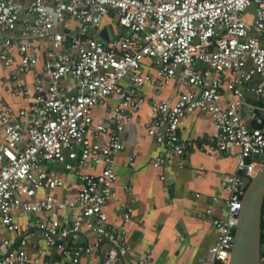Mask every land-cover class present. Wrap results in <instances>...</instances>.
Returning <instances> with one entry per match:
<instances>
[{
    "label": "built area",
    "instance_id": "obj_1",
    "mask_svg": "<svg viewBox=\"0 0 264 264\" xmlns=\"http://www.w3.org/2000/svg\"><path fill=\"white\" fill-rule=\"evenodd\" d=\"M110 15L120 30L115 38L107 31L106 43ZM253 90L255 105L247 101ZM263 96L264 0H0V230L9 235L0 241V264H42L53 250L69 264L98 254L95 264H124L134 205L119 203L118 223L106 207L135 114L149 102L147 134L161 149L154 167L186 157L192 142L181 124L205 112L217 134L198 148H237L239 171L253 177L264 164ZM111 99L118 104L108 107ZM98 105L108 111L96 120ZM246 106L252 110L243 115ZM158 176L166 179L164 171ZM243 178L222 182L224 216L214 212L218 195L199 215H210L217 233L204 261L230 262ZM80 234L91 238L67 244Z\"/></svg>",
    "mask_w": 264,
    "mask_h": 264
},
{
    "label": "crops",
    "instance_id": "obj_2",
    "mask_svg": "<svg viewBox=\"0 0 264 264\" xmlns=\"http://www.w3.org/2000/svg\"><path fill=\"white\" fill-rule=\"evenodd\" d=\"M103 27L113 38L120 30L114 15L104 20ZM146 90L151 88L148 86ZM166 95L167 92H164L163 96ZM9 99L17 104L23 102L12 97ZM117 104V100L111 99L108 107ZM107 111L106 106L98 105L94 111L95 119L104 118ZM150 118L151 108L147 102L122 134L125 149L117 158V192L106 207L109 220L118 223L121 221L119 203L132 201L134 205L126 238L130 250L124 256V264H141L140 260L144 257H147L148 264H212L204 259L216 243L217 233L211 216L199 215L206 211L212 197L218 195L214 212L224 216L223 205L229 192L222 182L229 176L242 173L235 154L238 149L215 153L201 151L198 143L215 136L217 127L209 113L198 112L186 117L180 127L181 134L192 142L186 157L175 159L171 166L161 170L152 164L161 149L156 140L147 134L145 125ZM133 153H137V157L135 165L131 166L129 158ZM163 171L165 180L158 176ZM67 177L75 182L72 175ZM7 236L5 230H0V241ZM90 238L88 234L75 235L67 244L84 243ZM100 259L101 254L86 255L83 262L95 264ZM69 260V256L53 250L42 264H69Z\"/></svg>",
    "mask_w": 264,
    "mask_h": 264
},
{
    "label": "water",
    "instance_id": "obj_3",
    "mask_svg": "<svg viewBox=\"0 0 264 264\" xmlns=\"http://www.w3.org/2000/svg\"><path fill=\"white\" fill-rule=\"evenodd\" d=\"M257 4H253L250 11H255ZM102 37L108 43L109 34L106 29L102 30ZM257 87V85H255ZM258 96L255 90L248 92L247 101L255 105ZM264 100V96L262 97ZM252 107L246 106V111H251ZM264 160V152L259 154ZM246 169L242 171L244 175V195L242 198V208L239 214V221L236 227V236L232 255L229 264H261V257L264 254V240L262 237L264 221V164L258 173L249 177Z\"/></svg>",
    "mask_w": 264,
    "mask_h": 264
},
{
    "label": "trees",
    "instance_id": "obj_4",
    "mask_svg": "<svg viewBox=\"0 0 264 264\" xmlns=\"http://www.w3.org/2000/svg\"><path fill=\"white\" fill-rule=\"evenodd\" d=\"M215 264H225V263H223L221 261H217Z\"/></svg>",
    "mask_w": 264,
    "mask_h": 264
},
{
    "label": "rangeland",
    "instance_id": "obj_5",
    "mask_svg": "<svg viewBox=\"0 0 264 264\" xmlns=\"http://www.w3.org/2000/svg\"><path fill=\"white\" fill-rule=\"evenodd\" d=\"M80 240L82 241L83 239L81 238Z\"/></svg>",
    "mask_w": 264,
    "mask_h": 264
}]
</instances>
